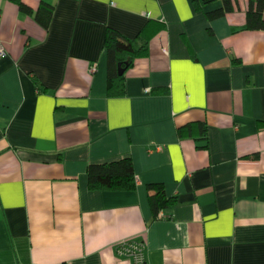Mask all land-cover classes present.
Returning <instances> with one entry per match:
<instances>
[{
  "label": "crops",
  "instance_id": "0c3cea01",
  "mask_svg": "<svg viewBox=\"0 0 264 264\" xmlns=\"http://www.w3.org/2000/svg\"><path fill=\"white\" fill-rule=\"evenodd\" d=\"M22 2L53 12L43 29L0 0V264H264V31L246 29L248 0L215 19L221 0ZM149 22L163 29L107 97L106 28L133 39ZM121 158L135 189L90 191L88 165ZM154 184L176 198L157 221Z\"/></svg>",
  "mask_w": 264,
  "mask_h": 264
},
{
  "label": "trees",
  "instance_id": "16d2710c",
  "mask_svg": "<svg viewBox=\"0 0 264 264\" xmlns=\"http://www.w3.org/2000/svg\"><path fill=\"white\" fill-rule=\"evenodd\" d=\"M15 4L21 14L30 16L43 29H47L53 7L41 3L32 10L22 0H6ZM216 0H193L196 10ZM220 9L206 14L208 19H215L232 11L231 0H221ZM264 0H248L246 12V29L264 31ZM163 29V25L149 22L133 39H128L112 28H106L103 47L107 57V97H120L124 94V71L130 68L135 59L148 53V43L151 37ZM124 70L118 74V65ZM190 125L178 129L181 136L189 132ZM87 186L90 191H132L136 187V179L132 162L129 158H121L112 162L90 164L86 169ZM147 190L152 221L161 219V212L176 204L175 197L166 196L160 184L148 185Z\"/></svg>",
  "mask_w": 264,
  "mask_h": 264
},
{
  "label": "built area",
  "instance_id": "2783aa9c",
  "mask_svg": "<svg viewBox=\"0 0 264 264\" xmlns=\"http://www.w3.org/2000/svg\"><path fill=\"white\" fill-rule=\"evenodd\" d=\"M4 55H5V49L0 42V57ZM141 250H142V246L138 242L123 241L118 244L119 254L133 257L138 262H141Z\"/></svg>",
  "mask_w": 264,
  "mask_h": 264
},
{
  "label": "water",
  "instance_id": "95a60500",
  "mask_svg": "<svg viewBox=\"0 0 264 264\" xmlns=\"http://www.w3.org/2000/svg\"><path fill=\"white\" fill-rule=\"evenodd\" d=\"M123 71H124V70L121 68V65L119 64V65H118V68H117V72H118V74L121 75V74L123 73Z\"/></svg>",
  "mask_w": 264,
  "mask_h": 264
}]
</instances>
